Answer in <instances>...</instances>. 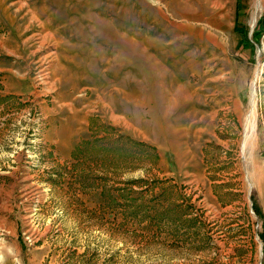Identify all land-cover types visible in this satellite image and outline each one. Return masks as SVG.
Instances as JSON below:
<instances>
[{"label":"rangeland","instance_id":"1","mask_svg":"<svg viewBox=\"0 0 264 264\" xmlns=\"http://www.w3.org/2000/svg\"><path fill=\"white\" fill-rule=\"evenodd\" d=\"M0 264H264V0H0Z\"/></svg>","mask_w":264,"mask_h":264}]
</instances>
